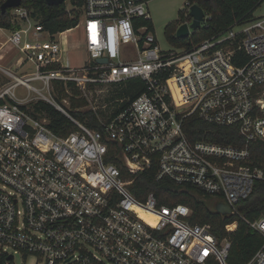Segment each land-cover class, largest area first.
Listing matches in <instances>:
<instances>
[{
	"label": "built area",
	"instance_id": "built-area-1",
	"mask_svg": "<svg viewBox=\"0 0 264 264\" xmlns=\"http://www.w3.org/2000/svg\"><path fill=\"white\" fill-rule=\"evenodd\" d=\"M151 1L68 2L78 25L60 33L22 5L10 10L8 42L24 56L17 68L27 63L32 70L18 75L0 67L10 79L0 85V264L18 257L22 264H229L232 243L220 241L211 224L193 222L188 204L133 194L137 177L148 172L220 198L238 218L227 232L242 222L264 240V214L252 221L239 209L264 182V161L255 162L250 150L264 144V16L165 51L149 28ZM189 13L183 24L190 26ZM209 19L205 12L201 27ZM75 29L88 53L82 67L64 60ZM126 46L135 60L124 56ZM131 79L144 81L145 91L121 99L127 105L108 121L99 117L102 129L55 97L58 87L85 92ZM20 86L27 88L22 98ZM40 101L70 119L69 133L51 130L45 111L33 114L30 105ZM191 117L237 127L244 143L193 141L185 130ZM245 264H264V244Z\"/></svg>",
	"mask_w": 264,
	"mask_h": 264
},
{
	"label": "trees",
	"instance_id": "trees-1",
	"mask_svg": "<svg viewBox=\"0 0 264 264\" xmlns=\"http://www.w3.org/2000/svg\"><path fill=\"white\" fill-rule=\"evenodd\" d=\"M0 3V28L14 29L15 25L11 21L10 10L6 14L2 13ZM74 7H79L82 4V0H69ZM264 0H187L184 10L181 11V18L185 20V13L193 5L202 7L204 12L210 16L207 24L201 27L198 31L186 39H178L177 36L170 41L179 43L182 46L192 48L203 38L218 35L231 29L235 25H240L256 19L254 16L255 11L261 6ZM22 6L31 10L33 16L43 23L45 28L52 33L64 32L68 29L75 28L78 25L79 17H72L67 11V0L60 6H49L45 0H23ZM140 24L143 22L140 21ZM151 30V22L148 23ZM152 31V30H151ZM134 82L127 88H123L119 93L117 91V97H123L122 99L130 98L135 99L141 93L145 91V82L140 79H131L127 82ZM76 91V90H75ZM65 92V91H64ZM119 93V94H118ZM61 93L58 100L61 101ZM127 102L123 103L119 109H117L112 117L119 113ZM76 111H71V114L84 122L90 128L102 129L99 122V115L96 111L86 110L80 111L75 108ZM45 111L49 118V127L56 134H67L71 131L73 124L63 113L55 109L51 105L40 101L35 106V116L40 117L43 115L39 111ZM188 136L193 140H207L214 143H220L225 145L243 144L244 140L239 133L237 127H217L198 119L197 117H191L189 123L185 127ZM250 150L255 162L264 161V144L252 143ZM154 172H148L141 174L137 177L135 185L131 187V191L139 199L143 200L148 193L154 192L161 203L188 204L193 210L192 221L195 223H209L213 227V232L216 237L222 241L225 238L232 243L229 264H245L249 261L256 251L263 246V237L253 231L245 223L239 222L238 227L233 232L226 231V225L238 221L237 216H223L216 211H212L207 207L204 200L205 196L212 197V195L204 193L195 188L181 187L173 185L170 181H156ZM240 212L243 216L249 220H256L264 214V182L258 181L255 183L253 192L251 195L243 200L239 206Z\"/></svg>",
	"mask_w": 264,
	"mask_h": 264
},
{
	"label": "rangeland",
	"instance_id": "rangeland-1",
	"mask_svg": "<svg viewBox=\"0 0 264 264\" xmlns=\"http://www.w3.org/2000/svg\"><path fill=\"white\" fill-rule=\"evenodd\" d=\"M68 2L70 1L67 0V3ZM186 3L187 0H153L147 5V10L151 17V30L156 36L159 45L165 51L170 49L179 51L183 50L185 47L179 43H174L173 45L170 40L174 39L177 35V31L183 22L188 20V12L185 13V20L181 18V11L184 10ZM261 15L264 16V2L254 13L255 17ZM10 36V31L3 32L0 30V55H3V59L0 58V67L18 75L22 73V71H31L32 69L28 68L27 63H25L22 69L17 68L19 60L24 58V56L23 54H20V51L17 48L13 47L8 42ZM67 38L70 40L71 45L76 46V42L78 43L77 39H79V41L83 40L82 30L75 29L72 33L67 35ZM123 54L128 60H135L137 57L136 50L131 46H126ZM87 59L88 53L84 47L82 48L81 46L78 48L76 47L72 52L65 51L64 54V60L70 61L72 66L82 67L85 65ZM9 81L10 79L2 72V70H0V85L8 83ZM133 83L134 82L130 81L120 84L88 87L85 92L80 89H75V91L72 88L66 89L58 87L56 89L55 97L63 93L61 101H58L63 104L65 103L64 106L67 110L71 109V111H76V107H78L77 110L80 109V111L93 109L103 121H108L113 113L121 106L120 101L123 97H117V91L120 93L123 88L129 87V85ZM36 85H38V83H36ZM26 94L27 88L25 86H20L16 89L17 97L22 98L26 96ZM35 105V103L30 105L32 110L35 109ZM204 200L207 207L212 211H216L218 204L222 202L220 198L215 196H205ZM35 261L34 258H29L26 264H36ZM17 264H22L19 257L17 258Z\"/></svg>",
	"mask_w": 264,
	"mask_h": 264
},
{
	"label": "water",
	"instance_id": "water-1",
	"mask_svg": "<svg viewBox=\"0 0 264 264\" xmlns=\"http://www.w3.org/2000/svg\"><path fill=\"white\" fill-rule=\"evenodd\" d=\"M23 0H6L1 5V10L3 14H6L8 10L13 8L20 7L22 5ZM49 6H60L64 4L66 0H45ZM190 17L193 19L192 24L189 26L188 24H183L177 31V38L178 39H186L190 36V32L198 30L201 28L202 22L205 20V12L202 7L198 5H193L190 7ZM97 62L99 63H106L107 59H98ZM217 212L223 216H229L231 214V209L228 205L221 203L217 206Z\"/></svg>",
	"mask_w": 264,
	"mask_h": 264
},
{
	"label": "crops",
	"instance_id": "crops-1",
	"mask_svg": "<svg viewBox=\"0 0 264 264\" xmlns=\"http://www.w3.org/2000/svg\"><path fill=\"white\" fill-rule=\"evenodd\" d=\"M5 2V1H4ZM3 2V3H4ZM261 17H263V15H261V16H259V17H256V18H261ZM183 25V24H182ZM200 29V28H199ZM0 30H2L3 32H7L8 30H6V29H3V28H0ZM196 31H198V30H196ZM9 32V31H8ZM195 32V31H194ZM189 38V37H188ZM78 40V43L76 42V46H73V45H71V43H70V40L68 39V44H67V46H66V48H67V50H68V52H72V51H74L75 50V48L77 47H84V45L82 44L83 43V40L82 41H79V39H77ZM76 40V41H77ZM0 58L1 59H3V55H0ZM221 203H223V201L221 202ZM220 203V204H221ZM216 212H217V210H216ZM230 216V215H229ZM264 241V240H263Z\"/></svg>",
	"mask_w": 264,
	"mask_h": 264
},
{
	"label": "bare ground",
	"instance_id": "bare-ground-1",
	"mask_svg": "<svg viewBox=\"0 0 264 264\" xmlns=\"http://www.w3.org/2000/svg\"><path fill=\"white\" fill-rule=\"evenodd\" d=\"M177 98L178 99H180L181 98V96L180 95H178V93H177ZM143 215V217L144 218H146L148 221H150V222H152V223H154V219L150 216V215H147V214H142Z\"/></svg>",
	"mask_w": 264,
	"mask_h": 264
}]
</instances>
